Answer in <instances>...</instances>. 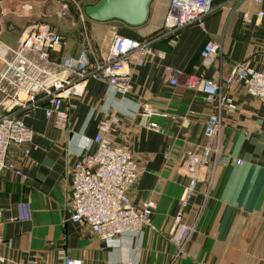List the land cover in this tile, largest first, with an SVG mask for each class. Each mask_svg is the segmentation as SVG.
Wrapping results in <instances>:
<instances>
[{
	"label": "crops",
	"instance_id": "0c3cea01",
	"mask_svg": "<svg viewBox=\"0 0 264 264\" xmlns=\"http://www.w3.org/2000/svg\"><path fill=\"white\" fill-rule=\"evenodd\" d=\"M63 1L4 0L1 9L10 45L18 43L25 29L47 21L66 36L65 44L51 51L53 64L84 51L83 25L98 58L107 53L115 34L155 37L154 47L165 56L145 54L138 56L141 61L136 54L131 56L133 88L125 98L98 78L89 77L83 83V95L73 98L77 107L65 130L57 129L43 108L26 117L39 148L25 157L21 148L12 147L10 159L26 177L12 170L0 176L1 232L13 242L12 246L0 245V264L52 261L62 255L80 264H264V102L247 94L241 85L225 86L224 95L232 98L235 107L219 110L203 94L186 88L181 76L178 84L170 81L171 69L226 77L241 61L264 71V18L252 24L243 19L244 11L264 9V1L258 6L249 0H214L205 27L187 26L174 45L164 36L159 38L171 0H151L147 20L138 26L88 16L82 23L80 10L77 15L70 14V9L59 15ZM79 1L85 10L98 0ZM51 10L57 11L56 16ZM7 21L16 28L8 30ZM209 40L221 43L222 53L206 67L200 53ZM144 106L156 114H142ZM112 116L119 121L110 139L128 148L138 164L139 176L129 191L132 201L143 206L152 200L156 206L151 223L141 231L102 239L69 219L72 166L79 155L95 149L93 137L101 122ZM216 118L219 132L209 136L207 129ZM151 122L157 124L156 129L148 128ZM209 144L242 162L213 166L210 159L202 169L183 216L195 230L185 250L179 252L173 220L181 208L190 171L198 166Z\"/></svg>",
	"mask_w": 264,
	"mask_h": 264
},
{
	"label": "built area",
	"instance_id": "2783aa9c",
	"mask_svg": "<svg viewBox=\"0 0 264 264\" xmlns=\"http://www.w3.org/2000/svg\"><path fill=\"white\" fill-rule=\"evenodd\" d=\"M3 1L0 0V176L5 171L12 170L25 178L22 170L10 159V152L12 147L17 146L21 148L23 156L27 157L39 148L34 143L35 132L27 125L26 117L43 108L46 117L52 119L54 126L65 130L71 111L77 107L73 98L83 95V83L89 77L98 78L112 87L121 98H125L133 88L131 56L136 54L137 61H141L138 56L149 54L164 57L165 54L154 47L155 37L136 39L115 34L107 53L98 58L92 47L90 33L83 25L82 36L87 45L84 51L78 57L65 56L62 61L53 64L55 62L51 60V51L62 47L66 42L63 32L50 22L44 21L33 29H25L15 46L2 42L1 34L5 28V13L1 9ZM249 1L260 6L264 0ZM71 4L80 10V22L84 23L87 15L79 0H64L59 15H65ZM213 9L214 0H171L164 21V31L159 38L164 36L171 44H176L187 26L196 24L204 28L206 18ZM263 18V8L256 12H243V19L247 24ZM261 52L264 53V41ZM221 53V43L207 41L200 53L203 64L210 67ZM171 72L172 84H178L181 76L186 88L203 94L219 110L224 106L231 109L235 107L232 98L224 95L225 86L241 85L247 94L264 102V71L256 69L247 61L236 63L226 77L221 73L215 78H208L204 74H183L177 69H171ZM140 112L147 116L156 114L147 106ZM118 121V116L102 121L100 131L93 137L95 149L79 155L72 166L69 219L90 228L102 239H111L127 231H141L151 223V215L156 206L152 200H148L143 206H137L132 201L129 191L139 176V169L133 153L125 146L114 144L109 137ZM218 122L219 119L216 118L207 129L209 136L219 132ZM148 128L156 129L157 124L151 122ZM232 157L231 154L214 150L209 144L204 148L198 166L191 169V179L181 198V208L173 220V238L179 252L185 250V245L195 230L193 225L184 222L183 216L184 209L195 193L202 169L210 159L213 166L227 165L232 160L242 162V159ZM1 213L0 209V245L12 246V240L6 239L1 232ZM26 264L80 262L62 255L56 260H31Z\"/></svg>",
	"mask_w": 264,
	"mask_h": 264
},
{
	"label": "water",
	"instance_id": "95a60500",
	"mask_svg": "<svg viewBox=\"0 0 264 264\" xmlns=\"http://www.w3.org/2000/svg\"><path fill=\"white\" fill-rule=\"evenodd\" d=\"M151 0H98L85 7V14L92 19L107 21L119 19L131 26L143 24L148 17ZM8 30L16 28L11 21L6 22ZM21 29V28H18Z\"/></svg>",
	"mask_w": 264,
	"mask_h": 264
},
{
	"label": "rangeland",
	"instance_id": "374dc122",
	"mask_svg": "<svg viewBox=\"0 0 264 264\" xmlns=\"http://www.w3.org/2000/svg\"><path fill=\"white\" fill-rule=\"evenodd\" d=\"M70 10L72 11V12H70V14L71 13H73V15H74V13L76 14V13H78L79 14V12H78V9L76 8V6L74 5V4H71L70 5ZM75 10H77V12H75ZM85 11V10H84ZM56 10H51V13L52 14H55V16H56ZM77 15V14H76ZM63 19V18H62ZM61 24H63V25H66V23L64 22V21H62V23ZM9 34L7 33H5V31H3L2 32V34H1V41L2 42H5V43H7V44H12V42H11V40H10V38H11V35H9Z\"/></svg>",
	"mask_w": 264,
	"mask_h": 264
}]
</instances>
